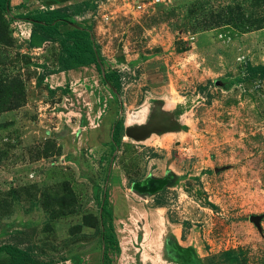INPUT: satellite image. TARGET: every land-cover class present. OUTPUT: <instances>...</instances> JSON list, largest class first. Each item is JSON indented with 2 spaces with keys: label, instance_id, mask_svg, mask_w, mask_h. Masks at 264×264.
<instances>
[{
  "label": "rangeland",
  "instance_id": "obj_1",
  "mask_svg": "<svg viewBox=\"0 0 264 264\" xmlns=\"http://www.w3.org/2000/svg\"><path fill=\"white\" fill-rule=\"evenodd\" d=\"M142 1L93 22L115 88L94 65L55 74L60 43L30 46L0 11L1 264H102L115 243L117 264H264V74L245 76L264 68V3ZM117 118L156 130L113 152Z\"/></svg>",
  "mask_w": 264,
  "mask_h": 264
},
{
  "label": "trees",
  "instance_id": "obj_2",
  "mask_svg": "<svg viewBox=\"0 0 264 264\" xmlns=\"http://www.w3.org/2000/svg\"><path fill=\"white\" fill-rule=\"evenodd\" d=\"M264 3V0H260ZM23 4L15 7L20 8ZM95 3L92 0H82L70 5L54 8H37L25 13L19 17L25 21L31 22L30 46L39 47L47 41H58L61 45L60 54L57 58V67L54 72L67 71L83 66L94 65L96 70L103 78L104 82L111 88L119 85L118 77L102 67L103 55L99 52L92 37L91 29L93 22L87 20L85 23L75 22V16L83 15L88 10L93 9ZM13 8L11 0H0V11L6 12ZM52 72V73H54ZM259 72L264 74V68L261 66H252L248 68L245 76ZM244 76V78H245ZM113 77H116L115 79ZM238 78V80L244 79ZM111 145L113 152L121 145L125 135V123L117 118L111 126ZM107 197V189L97 194L96 202L101 209L102 222L105 231L107 216L110 214V208L107 200H101ZM106 254L102 264H117L120 248L117 243L105 248ZM230 253V252H229ZM1 264V261H0ZM189 264H201L198 259L190 261Z\"/></svg>",
  "mask_w": 264,
  "mask_h": 264
},
{
  "label": "built area",
  "instance_id": "obj_3",
  "mask_svg": "<svg viewBox=\"0 0 264 264\" xmlns=\"http://www.w3.org/2000/svg\"><path fill=\"white\" fill-rule=\"evenodd\" d=\"M95 3L93 9L83 15L75 16L76 22L91 20L92 22H109L112 19L131 13H142L146 11V3L142 0H92ZM156 1V0H154ZM129 12V13H128ZM125 13V14H124ZM81 17V19H79ZM82 17L84 18L82 20Z\"/></svg>",
  "mask_w": 264,
  "mask_h": 264
},
{
  "label": "crops",
  "instance_id": "obj_4",
  "mask_svg": "<svg viewBox=\"0 0 264 264\" xmlns=\"http://www.w3.org/2000/svg\"><path fill=\"white\" fill-rule=\"evenodd\" d=\"M26 1H28V0H11V4H12V6L14 8L16 5H18L20 3H24ZM79 1H82V0H51V2L56 3V5H52V6L47 7V8L61 7V6L70 5V4L79 2ZM24 4H23V6H24ZM23 6H21L20 8H14L15 10L14 9L13 10L16 11V13H25V12L30 11L29 9L27 10V5L26 4H25L26 7H23ZM22 9L25 10V12ZM30 9H32V8H30ZM35 9H37V8H35ZM32 10H34V9H32ZM87 20H89V19H87ZM87 20H84V22H80V23H85ZM24 22L28 23V24H31V22H28V21H24ZM77 23H79V22H77ZM28 31H29V33H31V27L30 26H29ZM90 66L91 65L83 66V67H79V68L71 69V70H67V71H60V72H56L55 74L66 76V74L71 73L72 71H76L78 69H83V68L90 67Z\"/></svg>",
  "mask_w": 264,
  "mask_h": 264
},
{
  "label": "water",
  "instance_id": "obj_5",
  "mask_svg": "<svg viewBox=\"0 0 264 264\" xmlns=\"http://www.w3.org/2000/svg\"><path fill=\"white\" fill-rule=\"evenodd\" d=\"M156 130L155 124H152L147 127H126L125 134L127 136L134 137L135 139H144L146 138L152 131ZM263 215H251L249 219L254 222V224L260 228L261 227V219Z\"/></svg>",
  "mask_w": 264,
  "mask_h": 264
}]
</instances>
